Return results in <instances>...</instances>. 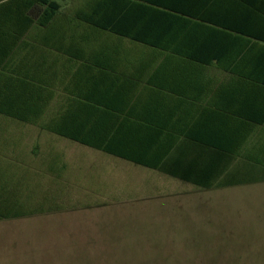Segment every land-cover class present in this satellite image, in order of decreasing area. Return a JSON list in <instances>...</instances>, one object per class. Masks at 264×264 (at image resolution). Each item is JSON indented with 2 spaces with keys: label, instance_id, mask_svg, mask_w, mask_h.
<instances>
[{
  "label": "crops",
  "instance_id": "0c3cea01",
  "mask_svg": "<svg viewBox=\"0 0 264 264\" xmlns=\"http://www.w3.org/2000/svg\"><path fill=\"white\" fill-rule=\"evenodd\" d=\"M69 1L49 25L31 26L30 35L3 60V97L11 96L12 83L45 78L53 92L52 118L66 112V128L74 134L159 169L64 137L67 141L186 183L167 171H206L216 182L219 174L250 167L261 155L264 0H162L178 8L193 2L196 16L210 20L205 23L215 50L210 63L126 38L96 39L75 19L88 0ZM125 49L135 56L125 55ZM21 88L14 93L26 97Z\"/></svg>",
  "mask_w": 264,
  "mask_h": 264
},
{
  "label": "rangeland",
  "instance_id": "374dc122",
  "mask_svg": "<svg viewBox=\"0 0 264 264\" xmlns=\"http://www.w3.org/2000/svg\"><path fill=\"white\" fill-rule=\"evenodd\" d=\"M0 165L45 208L0 220V264H264V182L201 188L1 113Z\"/></svg>",
  "mask_w": 264,
  "mask_h": 264
},
{
  "label": "trees",
  "instance_id": "16d2710c",
  "mask_svg": "<svg viewBox=\"0 0 264 264\" xmlns=\"http://www.w3.org/2000/svg\"><path fill=\"white\" fill-rule=\"evenodd\" d=\"M170 5V6H169ZM62 7L58 0H0V68L2 62L12 51L19 47L22 39L34 24L49 25ZM75 19L91 28L96 39L115 37L145 43L160 49L171 56L187 58L199 63H210L214 51L211 48V23L203 17H197L193 2H185L178 8L165 4L162 0H88L75 11ZM207 28L205 30L204 28ZM50 34V33H49ZM90 37L89 39H95ZM83 39L82 37L75 40ZM86 39V38H85ZM62 40V37L61 39ZM66 51V50H64ZM75 51H77L75 49ZM6 84V83H5ZM11 83L9 82V85ZM21 86L27 95L20 97L13 88ZM2 76L0 74V113L15 120L38 124L42 128L62 137L70 138L84 145L101 149L112 155L122 157L159 169L152 161H137L127 155L110 150L108 147L92 144L80 133L74 134L66 128V112L59 117H51L49 104L53 92L51 82L45 78L28 80L25 83L11 84V96H2ZM22 92V91H21ZM62 117V125L60 119ZM264 120V119H263ZM233 148V147H232ZM261 155L249 162L250 167L242 165L235 173L228 171L225 175L211 178L205 171L195 174L192 170H169L171 175L202 188H224L250 183L264 182V148ZM257 165L260 166L257 169ZM222 171H220L221 173ZM213 179V180H212ZM7 184L0 165V220L19 218L45 211L42 205H29V198L22 197L18 186Z\"/></svg>",
  "mask_w": 264,
  "mask_h": 264
}]
</instances>
